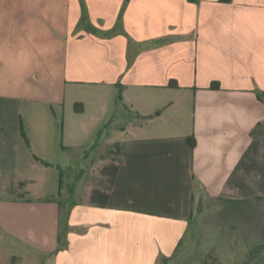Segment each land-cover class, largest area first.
Masks as SVG:
<instances>
[{
  "label": "crops",
  "instance_id": "1",
  "mask_svg": "<svg viewBox=\"0 0 264 264\" xmlns=\"http://www.w3.org/2000/svg\"><path fill=\"white\" fill-rule=\"evenodd\" d=\"M253 198L264 0H0L6 245L168 264L205 201Z\"/></svg>",
  "mask_w": 264,
  "mask_h": 264
},
{
  "label": "rangeland",
  "instance_id": "2",
  "mask_svg": "<svg viewBox=\"0 0 264 264\" xmlns=\"http://www.w3.org/2000/svg\"><path fill=\"white\" fill-rule=\"evenodd\" d=\"M69 171L58 170L64 183L69 179ZM50 186H47L48 190ZM1 238L0 264H55L50 253L36 245L33 247L27 243L23 247H12ZM169 262L264 264V199L253 198L236 203L220 199L205 201L198 209L181 248ZM160 264H166V261L162 259Z\"/></svg>",
  "mask_w": 264,
  "mask_h": 264
},
{
  "label": "trees",
  "instance_id": "3",
  "mask_svg": "<svg viewBox=\"0 0 264 264\" xmlns=\"http://www.w3.org/2000/svg\"><path fill=\"white\" fill-rule=\"evenodd\" d=\"M259 133H263V130L259 129ZM220 200H225V199H220ZM225 201L231 202V203L239 202V201H236V200H225ZM62 241H63V233H61V235L59 236V243H60L61 246H62Z\"/></svg>",
  "mask_w": 264,
  "mask_h": 264
}]
</instances>
